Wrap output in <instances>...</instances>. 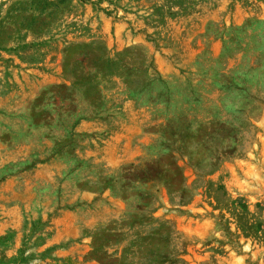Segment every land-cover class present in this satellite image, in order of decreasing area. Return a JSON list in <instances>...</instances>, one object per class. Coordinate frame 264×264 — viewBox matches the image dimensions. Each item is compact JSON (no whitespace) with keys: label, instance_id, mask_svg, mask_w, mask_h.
Masks as SVG:
<instances>
[{"label":"rangeland","instance_id":"obj_1","mask_svg":"<svg viewBox=\"0 0 264 264\" xmlns=\"http://www.w3.org/2000/svg\"><path fill=\"white\" fill-rule=\"evenodd\" d=\"M0 264H264V0H0Z\"/></svg>","mask_w":264,"mask_h":264}]
</instances>
